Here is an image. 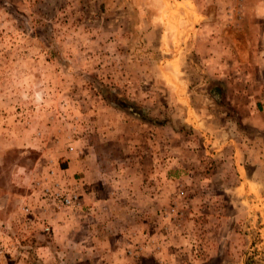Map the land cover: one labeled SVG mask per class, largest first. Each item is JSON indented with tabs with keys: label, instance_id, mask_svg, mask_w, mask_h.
<instances>
[{
	"label": "rangeland",
	"instance_id": "rangeland-1",
	"mask_svg": "<svg viewBox=\"0 0 264 264\" xmlns=\"http://www.w3.org/2000/svg\"><path fill=\"white\" fill-rule=\"evenodd\" d=\"M263 106L264 0H0V264H264Z\"/></svg>",
	"mask_w": 264,
	"mask_h": 264
},
{
	"label": "crops",
	"instance_id": "crops-1",
	"mask_svg": "<svg viewBox=\"0 0 264 264\" xmlns=\"http://www.w3.org/2000/svg\"><path fill=\"white\" fill-rule=\"evenodd\" d=\"M149 20V19H148ZM188 23H190V24H188V26H187V28H186V30L185 31H183L181 34L179 33L180 31H179V29L176 31V32H174V33H171V31H170V26H168L167 24H164L163 22H162V20L160 19V20H157V22H153V24H152V26L151 27H149V25H147L144 29L146 30V31H148V33L146 34L147 36H149L150 38L152 37V34L154 33V32H159V34H161L160 35V41H161V46H163V47H172L173 46V48H174V46L176 47V45L178 46V49L179 50H182V48L181 47H189L190 46V36H189V33L191 32V30H193V29H195V23H194V21H193V18L188 22ZM188 33V34H187ZM170 34H172V35H170ZM187 35V36H186ZM168 37H170L169 38V40L168 41H164L165 42V46L163 45V40H167V38ZM189 37V38H188ZM177 40V42H176V44H174V42ZM160 41H159V43H160ZM222 43H220L219 45H221ZM156 45H159L158 43H156ZM171 59V58H170ZM169 59V60H170ZM178 59H179V51H176V52H172V62H174L175 60L176 61H178ZM235 59H236V61L237 60H239V58H238V56H235ZM240 59L241 60H243V58L240 56ZM163 61V60H162ZM220 78L221 77H226V74H225V72L223 73L222 72V75H218ZM229 92H230V90H229ZM232 95V94H231ZM235 97V93L232 95V97ZM236 99H237V101H238V97L236 96L235 97ZM241 98L243 99V96L241 95ZM259 103V102H258ZM259 107H260V105L259 104H254V107L253 106H249V110L251 111V115L252 116H255V117H257V114H259ZM255 108H257L256 109V111H255ZM262 108H264V106L262 107ZM218 109H220V112H219V123L220 122H222V124H219L218 125V129H221L222 130V132H221V139L219 138L218 140L220 141H218V140H215V142L213 141V140H211V138H210V136H208L209 137V139H210V142H208V143H212V145L213 146H215V150H214V152H220L219 153V156H221L222 157V151H223V149H224V146H227V145H230V144H232V146H233V150L234 149H236V152H237V148H236V146L238 145V143H239V139L238 138H240V135H239V133L238 132H236V133H234V134H232L231 133V131H232V126L233 127H235V121L233 120V119H230V118H228L227 116H226V114L225 113H223V110L219 107ZM252 119H253V121H254V118L252 117ZM197 124V123H196ZM259 125V124H258ZM227 128H229V130H230V135L228 136V133H227V131H226V129ZM260 128V125H259V127H258V129ZM253 138V137H252ZM250 141H254L253 139H250ZM234 144V145H233ZM235 146V147H234ZM218 156V157H219ZM155 158V157H154ZM156 159V158H155ZM258 160H259V158L258 157H256L255 158V162L257 163V164H255V162H254V164L252 163L251 164V166H248V164L246 163V160L243 158V157H241L240 158V156L238 155V154H235V155H233V162H232V164L234 165V171L236 172V173H240V177H241V172H243L244 173V169L246 168H250V169H252L253 170V168L256 170L257 169V167H258ZM253 172V171H252ZM86 189V188H85ZM161 207V206H160ZM159 210V207H158V209H157V211ZM158 215L160 216V211L158 212ZM151 239V238H150ZM150 243L148 242V241H146L145 240V244H143V245H140L139 247H138V249H140V252H141V256L142 257H144L146 254V252H145V247L146 246H150L149 245ZM158 246H157V248L155 249V251H153V253H158L160 250H158ZM160 248H161V246H160ZM148 255V254H147ZM148 256H151L150 254L148 255ZM149 260V259H148ZM145 261H147V259H145Z\"/></svg>",
	"mask_w": 264,
	"mask_h": 264
},
{
	"label": "built area",
	"instance_id": "built-area-1",
	"mask_svg": "<svg viewBox=\"0 0 264 264\" xmlns=\"http://www.w3.org/2000/svg\"><path fill=\"white\" fill-rule=\"evenodd\" d=\"M49 197L55 210H61L72 206L80 205V196L70 189H63L58 183H54L52 188H43L41 198ZM28 212V209L23 208ZM42 231L49 232L48 226H43Z\"/></svg>",
	"mask_w": 264,
	"mask_h": 264
},
{
	"label": "trees",
	"instance_id": "trees-1",
	"mask_svg": "<svg viewBox=\"0 0 264 264\" xmlns=\"http://www.w3.org/2000/svg\"><path fill=\"white\" fill-rule=\"evenodd\" d=\"M128 108V107H127ZM128 110H130V109H128Z\"/></svg>",
	"mask_w": 264,
	"mask_h": 264
}]
</instances>
